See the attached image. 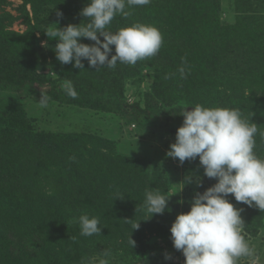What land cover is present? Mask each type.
<instances>
[{
	"label": "trees",
	"instance_id": "obj_1",
	"mask_svg": "<svg viewBox=\"0 0 264 264\" xmlns=\"http://www.w3.org/2000/svg\"><path fill=\"white\" fill-rule=\"evenodd\" d=\"M220 1L186 0L182 5L191 7L186 8L185 13L180 12L171 1H167L166 5L159 1L149 4L153 15L161 13L165 17L170 13H180V27L173 23L172 27L169 23L160 25L164 26L160 32L167 33L168 40L173 43L163 52L167 55L173 53L168 58L171 67L179 61L174 64L177 53L172 40L173 33L179 32L175 40L182 39L185 43L183 46L189 44L198 52L194 59L188 58V65L199 76L208 74L207 69L199 68L206 66L204 47L209 43L207 28H202L200 23L205 26L209 24L207 21L217 14ZM235 1L245 4L243 12L246 16L242 14L235 25L223 30L224 39L229 44L225 53L227 61L222 59L220 77L215 74L221 83L224 81L226 84L224 93L217 95L223 97L231 108L241 112L249 101L245 96V87L250 86L249 92H254L252 87L259 88L264 95V20L259 23L248 14L255 12L252 4L258 0ZM166 26L170 29L165 30ZM185 33H189V36H184ZM260 73H263V80L255 82ZM162 78L155 77L157 87ZM68 81L77 92L75 98L67 95L65 90H59V84ZM191 86L203 90L201 84L193 79ZM0 93L8 94L7 99L0 100V117H8L11 121V127L0 131V264H28V260L34 264L39 260L45 239L55 249L65 252L69 241L75 245L80 239L85 241L96 237L97 241L102 240L104 230L108 237L117 241L129 242L132 238L136 242L132 252L144 253L140 240L147 230L141 223L146 221V217L147 221L156 218L163 223L175 201L169 193V183L164 175L160 177L154 174L148 163L119 155L115 143L104 138L85 133H36L28 130L27 115L21 102L30 97L41 99L43 93L50 98L49 101L119 115L135 128L155 133L164 129L160 122L168 114L158 107L128 105L122 102L117 93L104 92L95 86H83L71 75L51 81L18 78L12 66L3 64H0ZM173 126H177L176 123ZM175 128L172 132L176 134L178 127ZM254 151L264 158L262 149L255 148ZM144 165H148V168ZM152 188L167 193L170 199L165 212L153 217L140 207L144 203L145 192ZM81 215L98 218L101 234L82 236L79 225ZM138 223L140 227L134 230L132 225ZM30 240L41 251L34 252V255L25 251L26 243L29 244Z\"/></svg>",
	"mask_w": 264,
	"mask_h": 264
},
{
	"label": "rangeland",
	"instance_id": "obj_2",
	"mask_svg": "<svg viewBox=\"0 0 264 264\" xmlns=\"http://www.w3.org/2000/svg\"><path fill=\"white\" fill-rule=\"evenodd\" d=\"M153 1L163 2L165 5L167 1H171L183 13L186 8L191 7L182 5L186 0H150L148 4L126 8L131 14L127 17L118 14L106 30L115 33L121 28L130 27L136 23L155 26L159 31H163L162 27L164 26L160 27L161 23H169L170 27L173 23L180 27V13L178 15L170 13L165 17L161 13L153 15L150 9ZM258 1H253L254 4H252L255 12L248 14L252 19L262 23L264 0ZM88 2L89 0H0V64L12 66L18 78L31 77L51 81L61 76L71 75L83 86H95L104 92L117 93L122 102L128 105L158 107L168 114V117L162 118L160 122L164 125V129L157 133L143 131L138 127L135 128L119 115L58 102L49 101L46 108H41L38 105L40 101L38 97H30L21 102L27 115L29 126L27 129L36 133H85L110 140L115 143L119 155L139 160L145 164L148 163L150 171H155L154 174L160 177L164 175L169 183V193L175 201L173 207L167 212V220L163 223L156 218L147 221V217L146 221L141 223L147 230L140 240L144 247V253L132 252L134 248L129 242L110 238L106 235L105 230L103 233L106 236L102 234L103 238L99 241L96 237V239H85V241L80 239L75 245L69 241L65 252L46 243V239L42 251L31 240L29 244L26 243L24 249L33 255L34 252L41 251L39 260L34 264H89L93 257L97 258L96 264H98L99 258H102L105 251L110 253V256L107 257L109 264H185L182 252L175 250L173 246L170 233L171 225L177 215L190 211L189 202L195 192H203L214 185L216 181L203 177V168L199 167V158L195 161H186L181 166L178 158L175 160L168 158L166 153L170 145L175 142L176 134L172 131L176 129L175 127L182 126L183 117L180 114L184 110L189 108L190 111L197 104L205 107L231 108L223 97L217 95L220 92L223 94L226 86L224 81L221 83L218 80L220 64L222 59L227 61L225 53L229 47L224 39L223 30L228 26L235 25L242 14L246 16V13L243 12L246 6L235 0H221L217 14L212 16H217L216 19L210 17L211 20L207 21L209 24L206 26L200 23L202 28H207L206 36L209 43L204 47L207 60L205 61L204 58L203 60L206 62V66L201 65L199 68L207 69L209 72L205 76H199L195 69H192L187 63L188 58L194 59L198 52H195L189 44L183 46L185 43L182 39L181 41L175 40L179 37V32H174L172 35L174 51L177 53V56L174 54V64L179 60L177 65L172 67L169 65L168 58L173 56V53L170 52L167 55L163 52L169 48V44L173 45V43L168 40L169 35L164 32H161L163 44L159 52L155 56L138 61L135 65L118 62L114 69L106 66L97 69L91 67L87 60H83L85 67L82 70L74 68L72 64H61L56 59L54 52L58 41L49 39L44 32L49 27L63 28L68 24L88 23L87 18L79 15ZM57 11L63 13L62 19L57 17ZM57 22L58 26H52ZM204 22L206 23V21ZM170 27L166 26L165 30ZM191 31L194 30L191 29ZM184 36H189V33H185ZM81 42L89 45L94 44L87 38H83ZM44 44L47 46H43ZM112 48L114 55L115 46ZM181 68H184L183 76L180 73ZM215 73L219 76L217 77ZM157 76H163L158 87L155 85ZM261 76L263 73H260L255 82L263 80ZM192 79L198 81L203 90L191 86ZM64 84L65 82L59 84L60 91L65 90ZM249 87L244 88L245 96L249 101L244 104L241 114L243 119L258 126L255 135V148L264 151V95L259 88L252 87L254 92H249ZM7 97V93H0V100H5ZM167 119L170 121L166 122ZM173 123H176L177 126H173ZM9 127H11V121L8 117H0V131ZM144 166L148 168V165ZM190 172L203 177L202 188H197L195 184H192L183 190V185H178ZM229 200L236 208L244 209L242 212L244 220L242 234L250 246L255 249V255L258 257L256 264H264V211L255 206L249 207L237 202L234 196H229ZM180 201H183V204ZM56 252L57 254L53 255ZM165 254H170L173 259L166 260ZM28 264H31L29 260ZM238 264H252V260L242 257L238 260Z\"/></svg>",
	"mask_w": 264,
	"mask_h": 264
},
{
	"label": "clouds",
	"instance_id": "obj_3",
	"mask_svg": "<svg viewBox=\"0 0 264 264\" xmlns=\"http://www.w3.org/2000/svg\"><path fill=\"white\" fill-rule=\"evenodd\" d=\"M149 2L89 0L79 13L87 18L88 23L68 24L61 28L57 22L52 26L58 27H49L44 34L58 41L54 52L56 59L63 65L72 64L74 68L82 70L85 67L83 60L97 69L105 66L114 69L118 62L135 65L159 52L163 44L159 29L141 23L121 28L115 33L106 29L118 14L124 17L131 14L126 8ZM56 15L63 18L60 11ZM83 38L94 44L82 43ZM112 46H115L114 55ZM180 73L184 75V68L180 69ZM63 87L67 95L72 98L77 96L70 81L65 82ZM49 99L42 93L39 107L46 108ZM188 109L180 114L183 117L182 126L177 129L175 142L170 145L166 155L174 160L178 158L181 166L186 161L199 158L203 177L213 179L216 183L203 192H195L189 202L190 211L177 215L170 228L173 246L182 252L185 264H238L242 257L256 264L258 257L255 249L242 234L244 209L236 208L229 196H234L237 202L264 211V158L257 156L254 151L258 126L243 119L239 109L199 104L190 111ZM203 177L190 172L178 185H183V190L192 184L202 188ZM169 201L167 193L152 188L145 192V200L140 207L153 217L163 214ZM180 203L183 204V201ZM99 224L98 218L81 215L80 234L85 237L101 234ZM132 227L136 230L140 223ZM129 244L133 248L136 246L132 238ZM109 256L110 253L105 251L98 264H109ZM165 259L172 260L173 257L165 254ZM96 262L97 258L93 257L89 264Z\"/></svg>",
	"mask_w": 264,
	"mask_h": 264
}]
</instances>
